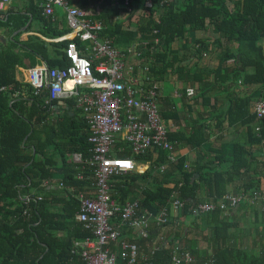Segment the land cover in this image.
Wrapping results in <instances>:
<instances>
[{"label": "trees", "instance_id": "obj_1", "mask_svg": "<svg viewBox=\"0 0 264 264\" xmlns=\"http://www.w3.org/2000/svg\"><path fill=\"white\" fill-rule=\"evenodd\" d=\"M132 3L140 15L130 16L136 27L133 35L139 36L140 41L134 50L142 68L149 69L146 75L152 78L150 86L158 85L161 75L173 65L171 57L178 54L180 41L211 26L219 39L237 42L239 47L252 46L249 52L240 53L239 58L236 53L220 54L217 71L230 74L231 85L237 82L254 85L257 88L253 94L264 93V49L259 45L264 39V0H173L162 4L157 0L151 8L142 0ZM118 10L130 15L126 8ZM16 17L21 19L20 23L14 22ZM52 17L40 16L48 26L54 25L49 38L69 33V28L57 30ZM27 21L28 17L10 15L6 21L0 20V26L20 27ZM114 26L111 34L101 35L114 37L122 25L117 22ZM76 42L81 54L89 57L86 43L79 39ZM66 43H48L34 36L25 41L17 37L5 45L0 43V85L9 87L7 92H0V264H66L79 256L70 252L74 240L89 235L79 225L71 235L66 221L73 213L68 207L50 209L48 204L55 200L56 194L50 197L47 186L60 171L63 175L59 188L63 196L57 194V198L70 203V208L79 205L73 193L84 190L94 179L93 167L88 163L94 156V145L89 142L87 119L84 118L87 125L79 121L74 126L73 116L51 112L58 101L49 100L47 88L37 93L30 82L16 79L17 66L28 57L26 52L38 56L49 68L66 67L68 60L63 50ZM201 49H197L199 54ZM230 58H235L236 63L228 68L224 65L225 71L222 70L221 65ZM160 64L163 68L156 69ZM231 94L232 104L220 122L232 125L240 121L250 143L261 154L259 160L254 150L238 142L228 158L218 152L215 155L214 149L203 152L210 126L197 123L188 136L181 137L169 134L163 118L173 156L176 142L185 139L196 150L193 163H187L185 157L170 161L169 151L155 146L143 154L128 149L117 153L119 157L132 159L135 169L111 177L113 199L119 204L138 201L139 209L148 212L155 222L145 230L146 239L141 244L149 242L150 252L146 255L149 258H138L137 264H174V256L187 253L192 256L191 264H264V241L258 249L255 242L245 245L236 240L238 215L243 206H251L255 213L253 222L264 227V115L257 117L253 94L239 96L234 91ZM65 101L71 107L77 102ZM78 110L83 112L77 108L76 115ZM117 141V147L124 146ZM74 153L82 155L84 165L70 163L69 157ZM142 165L147 168L141 172ZM79 171L84 174L83 179L78 178ZM231 185H236L232 192ZM232 199H238L236 205ZM174 201L182 206L174 207ZM204 205L211 208L201 210ZM162 207L167 211L165 221L157 224L155 216ZM190 218L193 229L187 232L186 222ZM60 227L67 230L66 236L56 235ZM201 242L205 247L200 248Z\"/></svg>", "mask_w": 264, "mask_h": 264}, {"label": "built area", "instance_id": "obj_2", "mask_svg": "<svg viewBox=\"0 0 264 264\" xmlns=\"http://www.w3.org/2000/svg\"><path fill=\"white\" fill-rule=\"evenodd\" d=\"M9 0H0V8ZM110 2L117 9H125L133 16L135 6L132 0H84L72 3V0H44L43 14L53 16L55 7L65 11L67 35L59 41H67L64 54L68 65L64 68H49L46 64L33 68L30 83L39 93L42 88L48 89L49 100L74 97L86 115L90 127L89 142L94 145V156L89 159L93 167V189L87 194L81 192L80 212L78 217L93 232L94 239L78 241L82 246L81 256L86 264H118L116 254L111 251L113 244L121 249L120 259L127 264L138 261V246L121 238V231L113 221L134 228H141L142 235L148 226L149 213L141 211L138 201L117 203L112 197L111 177L135 169L132 159L119 157L118 152L126 149L134 154H143L155 147L167 149L168 159L174 161L173 146L167 141V131L159 113L158 85H149V78H134L126 69L127 57L131 50L120 49L114 45L113 39L106 34V24L96 17L95 2ZM151 8L157 0H142ZM173 0H159L165 3ZM138 14V13H137ZM76 39L86 43V57L81 54ZM157 41V40H156ZM144 71H148L145 67ZM9 87L0 85V92H7ZM193 89H186L188 95ZM257 117L264 115V98L255 104ZM119 139L124 146H118ZM126 144V145H125ZM118 149H117V148ZM116 148V149H115ZM117 151V152H116ZM81 161V156H77ZM164 167H161V171ZM238 199H232L233 205ZM174 207L182 206L174 201ZM210 205L200 206L208 211ZM167 214L163 207L155 216L156 223L165 221ZM174 264H191L190 253L174 256Z\"/></svg>", "mask_w": 264, "mask_h": 264}, {"label": "crops", "instance_id": "obj_3", "mask_svg": "<svg viewBox=\"0 0 264 264\" xmlns=\"http://www.w3.org/2000/svg\"><path fill=\"white\" fill-rule=\"evenodd\" d=\"M81 1L83 0H72V3ZM43 2L44 0L7 1L4 6L0 8V20L6 21L10 15H21L22 17H28V21L25 25L20 27L9 28L7 26H0V43L5 45L10 40L17 37H20V41H25L32 36L39 37L48 43L64 42L59 41V38L67 34H63L55 38H49L53 33L54 25L51 23V25L48 26L45 20L40 18L43 14ZM95 4L97 5L94 9L96 17L106 24V33L111 34L114 30L115 23H121L122 26H120L118 33L111 39H113L114 45L118 48L131 50V53L128 54L127 57V72L129 75H132V77L139 78L142 81L143 77L147 76V71H144L145 67L142 68L139 60L137 59V52L134 50L135 45L140 41L138 40L139 36L134 37L133 35L134 30H136V27L131 22L133 21V18H130V16L126 13H123L122 10H118L110 2L103 3L97 1ZM231 7L232 4H230V8ZM51 20L56 21V28L59 31L63 30V28L64 30L65 28H68L66 24L65 11L62 7H55L54 15ZM20 21L21 19L19 17L14 19V22L16 23H20ZM201 43H203V45ZM178 45V54L171 57V61H174L173 65L161 75V78L159 75H156V77L160 78V80H158V86L161 91L158 102L160 113L168 128L169 134L181 135V137L182 135L188 136V134H190L189 131L194 125L204 122L205 125L210 126V130L208 142L205 143V146L202 148L203 152L214 149L216 151L215 155H217L218 152L228 158L229 156H232L234 144L238 142L239 144L244 145L245 148L254 150V155L259 160L261 154L258 153L257 148L250 143V139L247 138L248 136L244 131V126L240 121H236L232 125H229L227 122H220L221 118H225L223 116L232 104V91L239 96L247 94L252 95L257 86L242 85L240 82L231 85L232 80H230V74H227V72L223 73V71H217V66L219 64L218 56L220 54L236 53L237 58H239L240 53L249 52L252 49V46L250 48L247 46L239 47L237 42H227L226 40L219 39L218 34L212 30L211 26H209L205 31L193 32L189 35V39L180 41ZM259 45L262 49H264V39L259 42ZM202 47L203 49L200 50L202 53L199 54L197 49ZM174 49H176L175 46ZM26 54L28 57L24 58V64L17 66L16 79L19 82L28 83L30 81L31 70L33 68H39L45 63L38 56L30 55V53L27 52ZM235 63V58L228 59L221 65L222 70H224V65L228 68L233 66ZM157 68H163V64L158 65L156 69ZM247 71H249V69L246 70V73ZM150 79L152 80V78ZM188 88H193L195 90L193 95L186 94V89ZM263 94L257 96L254 93L252 96L250 95L252 103L256 102ZM70 99L77 101L74 97L56 99L55 101H58V103L53 105L51 112H55V114L59 115L66 112L68 115L73 116L74 120L72 121H74V126H76L79 121L80 123L85 122L84 118H86V115L83 112L81 113L80 110H78V114L76 115L74 111L81 107L77 102V108L74 104L72 107L70 104L68 105L65 100ZM77 156H81V161L77 159ZM174 157L176 160L181 157H185L187 163H193L196 159V150L192 148L185 139H180L179 142H176ZM69 161L71 164L84 165L83 157L79 153L71 154ZM146 168V165H142L141 172ZM57 172L58 173L54 176L51 182L47 183L49 189L48 193H50L49 196L54 197L53 195L56 194L55 200H52V202L48 204L50 209L54 208L60 210L61 207L69 208V210L73 213V217L68 219L66 222H69L68 224H70L71 235H74V232L77 231L76 227L78 225L81 226L82 230L89 232V235L85 238L74 240L73 247H71V254L74 256L79 255L78 258L74 260L70 259L69 262L65 263L86 264L85 259L80 256L81 250H78L76 242L86 240L87 238L94 239V237L93 235H90V233H92L91 229L87 228L85 223L78 217L80 212V199L78 196L81 192H85L87 194L93 189L92 182H94V179L90 180V184L85 187L84 190L78 193H73V196L76 197L79 205L70 208V203H65L62 199L57 198V194L63 196V191L59 188L62 186L60 181L63 174L60 171ZM77 176L79 179H83L84 174L79 171ZM235 186H230L231 192L234 190ZM250 207L251 206H243L240 208V213L238 215L240 225L237 228L236 240L241 241L245 245L255 242V245L257 246L256 248L259 249L262 247L260 243L264 241V227L259 223L256 224L253 222L255 213L253 208ZM255 207L258 208V205ZM236 211L237 210H234V212ZM191 219L192 218L186 222L187 232L189 231V228L190 230L193 229L191 228L193 226H190ZM60 223L63 222L60 220ZM113 223L121 231L122 239H125L128 242H133L138 246L139 259L147 260L149 256L146 255L150 252V245L149 242L145 243L144 246L141 245L143 240L146 239V236L142 235V229L136 227L132 228L127 224H123L120 222L119 218H116ZM153 223H155L154 219L151 220V218H149L146 229H148ZM60 228L61 229H57L56 235L61 237L64 235L66 236L67 230L63 227ZM139 233H141V235H139ZM152 243L155 244L156 242L153 241ZM199 245L200 248L205 247V243L203 242ZM110 249L116 254L118 257L117 262L120 263L122 261L119 256L121 249L118 244H113Z\"/></svg>", "mask_w": 264, "mask_h": 264}, {"label": "rangeland", "instance_id": "obj_4", "mask_svg": "<svg viewBox=\"0 0 264 264\" xmlns=\"http://www.w3.org/2000/svg\"><path fill=\"white\" fill-rule=\"evenodd\" d=\"M139 15V13L137 14V13H135L133 16L135 17V16H138ZM140 16V15H139ZM161 92V91H160Z\"/></svg>", "mask_w": 264, "mask_h": 264}]
</instances>
